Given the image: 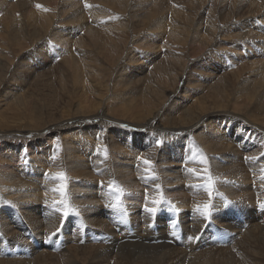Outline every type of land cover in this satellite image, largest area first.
I'll return each mask as SVG.
<instances>
[{"label":"rangeland","instance_id":"374dc122","mask_svg":"<svg viewBox=\"0 0 264 264\" xmlns=\"http://www.w3.org/2000/svg\"><path fill=\"white\" fill-rule=\"evenodd\" d=\"M0 264H264V0H0Z\"/></svg>","mask_w":264,"mask_h":264},{"label":"bare ground","instance_id":"6f19581e","mask_svg":"<svg viewBox=\"0 0 264 264\" xmlns=\"http://www.w3.org/2000/svg\"><path fill=\"white\" fill-rule=\"evenodd\" d=\"M98 119H99V122L100 123H105L104 125H105V128H110V127H113V124L115 123V121H112L110 118H109V122L108 121H106L105 120V118L106 117H104L102 114H100V115H98V117H97ZM78 122L79 121H73V122H68V123H66V124H64V125H67V127H66V129L67 128H69V127H78V126H84L83 124H81V125H79L78 124ZM114 122V123H113ZM86 123V122H85ZM152 123V120L151 121H149L146 125H143V126H141V128H142V130H150V124ZM72 124V125H71ZM245 124H247V123H245ZM125 124H122V125H120V126H124ZM249 127H250V124H247ZM87 126V125H86ZM85 127V126H84ZM138 127V126H137ZM140 128V129H141ZM135 129H139V128H135L134 127V130ZM139 129V130H140ZM141 130V131H142ZM136 132V131H135ZM145 132V131H144ZM147 132H149V131H147ZM116 189V188H115ZM117 196V195H116ZM118 198H119V196H117ZM217 200V199H216ZM222 199H220V200H217V201H221ZM224 203H226V201H224ZM116 210L119 212V211H121L122 210V206H121V204L120 203H118L117 205H116ZM119 219V218H118Z\"/></svg>","mask_w":264,"mask_h":264},{"label":"snow or ice","instance_id":"6c2138e0","mask_svg":"<svg viewBox=\"0 0 264 264\" xmlns=\"http://www.w3.org/2000/svg\"><path fill=\"white\" fill-rule=\"evenodd\" d=\"M85 6H86V7H89V5H85ZM37 7L40 8L41 5H37ZM144 163H145V164H148L149 161H144ZM57 176H58L59 179H63V178H64V176H63L62 173H58ZM56 190L59 191L60 193H64V191H65V186H64L63 184H61V185L59 186V188L56 189ZM209 196H211V192H209ZM58 203H64V202H63V201H59ZM160 203H161V201H159V200H154V201H153V204H160ZM209 209H210V205H207V204H206V205L203 206V211H204L205 213H208ZM147 211H149V212H151V213H155V212L157 211V208H155V207H153V208H149V209H147ZM68 215H69V212H68V211H65V212H64V216L67 217Z\"/></svg>","mask_w":264,"mask_h":264}]
</instances>
